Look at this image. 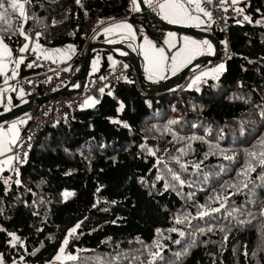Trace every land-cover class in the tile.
Wrapping results in <instances>:
<instances>
[{
	"label": "trees",
	"instance_id": "obj_1",
	"mask_svg": "<svg viewBox=\"0 0 264 264\" xmlns=\"http://www.w3.org/2000/svg\"><path fill=\"white\" fill-rule=\"evenodd\" d=\"M242 7L249 20L236 18L231 24V55L218 78L199 90L145 96L129 65L128 80L112 93L106 91L95 106L72 113L65 124L41 134L20 171V184H5L0 178L3 264L50 262L78 223L66 248L78 259L60 264H264V167L253 161L256 171L250 173L247 188L242 186L246 178L237 175L250 159L247 153L261 150L264 137V0H248ZM27 13V31L39 33L40 45L74 48L63 66L80 64L89 37L124 18L152 40L172 33L134 12L132 0H28ZM9 19L10 27L0 22V38L16 52L24 41L18 34V13ZM124 44L140 60L138 52ZM98 52L104 70V51ZM172 120L178 123L169 126ZM193 136L203 140L188 139ZM189 143L191 150L182 155L178 149ZM174 157L188 163L186 172ZM201 160L198 172L192 163ZM169 169L188 183L172 181ZM157 176L164 179L157 181ZM166 183L176 184L175 190H165ZM231 184L240 190L226 187ZM67 190L72 196L64 201ZM216 195L229 196L219 213L190 225L175 223L178 216L195 215L200 205L219 207L209 199ZM234 209L239 211L228 216ZM174 227L185 237L169 231ZM210 227L213 230L207 231ZM9 233L20 240L13 241ZM177 239L180 244L173 243ZM193 241L195 246L189 248ZM158 250L162 259L152 261L150 252ZM185 250L188 255H175Z\"/></svg>",
	"mask_w": 264,
	"mask_h": 264
},
{
	"label": "snow or ice",
	"instance_id": "obj_2",
	"mask_svg": "<svg viewBox=\"0 0 264 264\" xmlns=\"http://www.w3.org/2000/svg\"><path fill=\"white\" fill-rule=\"evenodd\" d=\"M28 0H25V2H21V0H0V22H2L5 25H8L9 27L11 26V21L9 19L10 14H16L18 13L19 17L21 18V20L26 21L28 19L26 12H25V3H27ZM144 2L146 4H148L150 7L153 6V0H144ZM205 2L207 3H211L212 0H205ZM226 0H221V3H225ZM77 3H79V0H77ZM233 5L238 3V0H232ZM132 4H133V11H140V5L137 2V0H132ZM195 5V11L202 13L204 16L208 17L209 20H211V12L207 11L204 7L201 6V0H158L157 6L159 8L160 13L163 14V18L166 19L169 23H186L189 21H195L196 22V26L199 27L201 24L205 23V21H203L200 16L198 15H192L191 11L189 10V8L186 5ZM225 11H227V8L224 9ZM238 12H243V9H235ZM245 20H249L248 16H244ZM259 23V22H258ZM114 30H127V32L130 35H134L133 33V29L132 26L130 24L127 23H120V24H116L113 25L110 28H106L104 29V33H111ZM18 34L23 36L24 39L27 41L30 39V37L23 31V28L21 27L18 30ZM37 36H39V33L36 34ZM173 36V34L169 33V37L171 38ZM183 44L182 46L170 57L165 53V49L164 48H157L150 40L147 39V37H145V45L146 47L144 48V58L147 61V67L145 69V71L148 73V79L149 80H153L154 77H157L159 79H164V75L163 73L168 69L169 67V62L171 63V72L172 74H175L180 67L185 66L186 64L190 63L193 59H195L198 55H203L205 53L211 54L213 49H212V45L209 43L208 40H203V41H197L194 39H190L189 37H184L183 38ZM114 42V41H109ZM166 44L169 45L170 48L175 47L176 45L174 43L171 42V39L166 40L165 41ZM69 48L71 49V46H69ZM40 49V45L37 44L36 48L33 49V51H37ZM29 50V44L25 43L20 49L19 51L21 53L27 52ZM56 52H60L59 49L55 50ZM63 54V53H62ZM125 54V53H122ZM12 56V51L9 48L8 44L4 43L3 38H0V74H4L7 68V64L4 62L6 58H9ZM45 58H49V54L48 53H44ZM109 59H111V57H109ZM24 62V58L21 57L20 59H18L15 63L17 68L19 67L20 64H22ZM113 66H115L116 62L113 61ZM29 67H31L32 65L29 64ZM224 70V65L220 64L218 65L216 68L211 69L210 71H205L202 72L200 75L195 76V78L192 81V84L189 85V87H192L194 85H196L198 82H200L204 77H208L210 75H216V78H218V74ZM17 75L16 71L13 70L12 71V77L14 78ZM7 77L5 78V83H7ZM101 79H103V77H101ZM78 87V85H77ZM3 91H7V89H4ZM101 93H103L104 89H100ZM20 95L23 96L24 92L23 89L20 90ZM0 96H2V92H0ZM8 103H11V99L9 98ZM88 106H92L95 103H98V101L94 100V99H89V101L85 102ZM124 108V105L121 103L120 105V110L122 111ZM10 110V109H8ZM261 116L264 117V111L261 112ZM114 122H118V121H114ZM19 123H25V121L21 120ZM178 123V121L172 120L169 121L168 124L169 126L172 124H176ZM125 127H128L127 124L124 125ZM169 131H171V129L169 128ZM243 132V129H242ZM9 133H11V135H9ZM19 137V131L17 128V124L13 123L10 128L7 131H0V156H4L6 153L11 152L12 151V145H14L16 143V141L18 140ZM189 140H203V137H197V136H193V137H189ZM217 150L220 154H223L224 150L223 149H219V146L217 145ZM259 147H260V151H249L247 153L248 157L250 158L248 163L244 166V168L242 169V171H240L239 173H237L238 176L241 177H245L246 178V182L242 183L243 188H247L249 183H252L251 179H248V177L250 176V173L255 172L256 168L253 165V161H255L257 164H259L261 167H264V137H261L260 139V143H259ZM188 150H191V143H189L187 145L186 148H180L178 149V151L182 154V155H187ZM149 152L155 156L156 153L154 151H152L151 149H149ZM216 154V153H213ZM26 155V154H25ZM208 155L205 154L204 159H207ZM175 163L178 164L181 168V170L183 171H187L188 169V163L187 162H181L180 157H174L173 158ZM223 159L224 160H234V157L232 156H228V155H223ZM16 160V161H20L19 156H8V158L6 160H2L0 161V173H2L5 170V166L11 167L12 166V161ZM21 163L25 162V161H20ZM161 163V161H157V164ZM203 164V160L199 161V162H193L192 163V167L194 169H196L198 172L201 170V165ZM13 171L16 172L17 176L19 175V170L13 168ZM169 173L171 174V180L177 182L180 186H184L186 183H188L187 181H185L184 179L181 178V175L173 172L172 169L168 170ZM223 166H221V172H223ZM219 174V173H218ZM262 179H264V177H261ZM164 179L163 176H157L156 180H162ZM204 182H207V174H205L204 177ZM4 183L7 184L8 180L4 179ZM17 184H20L21 181L17 180L16 181ZM189 186H191L189 184ZM172 188L173 190H175L176 184H168L166 183L164 185V189L168 190L169 188ZM224 187V186H222ZM226 187H230L233 189H236L237 191L240 190V188L236 185V184H231V185H227ZM99 191V189H98ZM235 192L233 193H229L230 195H234ZM254 194V193H253ZM72 193L70 192H65L63 193V196L65 199H67L69 196H71ZM193 194H190V196ZM229 196H221V195H216L214 197H210V201L215 202V203H219V207H215V208H211V207H206V205H200L199 206V210L197 211V213L195 215H192L191 213H187V214H183L182 216H178L175 219V223L177 225H181V224H191L192 220L194 219H203L204 217L210 216L212 213H219L221 211V209H224L226 207V201L229 199ZM95 207V205H94ZM235 211H239V209H234L233 211H229L228 212V216H233ZM261 215H264V209L261 210ZM80 223L76 224L72 229L69 230L66 238L63 240V246L59 248L58 250V254L55 257V260L57 261H75L78 259L77 255H73L71 253H67L66 254V248L69 245V238L68 237H72L76 234L77 229L80 228ZM2 230V229H0ZM201 233H203L205 230L203 228L198 229ZM213 229L210 227L207 229V231H212ZM221 231H223L224 229L221 228ZM170 232H175L178 233L179 237L183 238L185 237L186 233L182 230V229H178V228H171L169 229ZM159 232V230H158ZM9 235L12 237L13 241H19L20 237H18L15 233H9ZM188 235H192V233H188ZM225 239H227V236H225ZM173 243L175 244H180L181 240L177 239L175 241H173ZM14 246V245H13ZM157 249H160L161 245L159 244V242H156V244L154 245ZM195 246V242L193 241L191 244L188 245V247H194ZM150 255L152 257V261H155L156 258H161V253L160 251H156V252H150ZM175 255L179 258L182 255H188L187 250L183 251V252H178L175 253ZM0 264H3V258L2 256H0ZM151 264V262H150Z\"/></svg>",
	"mask_w": 264,
	"mask_h": 264
},
{
	"label": "built area",
	"instance_id": "obj_3",
	"mask_svg": "<svg viewBox=\"0 0 264 264\" xmlns=\"http://www.w3.org/2000/svg\"><path fill=\"white\" fill-rule=\"evenodd\" d=\"M201 6L211 12V20H208L213 33L220 38V54L217 57L213 54L212 57L215 58L204 63L201 62L196 68L201 66V68L211 70L220 64L225 65L230 58L229 28L236 18L242 19L245 15L243 12L235 10L232 0H226L223 4L221 0H212L211 3L202 1ZM225 8H227V11L224 10ZM168 35L167 33L158 39L152 40L153 44L157 48L164 47ZM26 62L30 73L18 79L16 89H23L25 103H29L35 98H45L46 100L31 111L13 119V122L17 124L19 137L16 143L11 146L12 151L9 152V155L19 156L20 161L25 162L12 161V166L7 173V180L12 184H17L16 181L19 178L13 168L18 169L20 174L22 167L28 162V155L32 147L47 128L65 124L72 113L88 107L85 102L90 98L99 103L106 91L127 81L131 73L129 65L125 61L116 58L115 66L108 64L104 70L100 69L91 81L86 80L83 88H80L79 83L73 82L80 72L82 63L75 66H63L64 63L57 65L49 60L42 59L33 51L28 52ZM29 64L32 66L29 67ZM100 89H104L103 93ZM61 91H64L65 94L51 97L53 93ZM74 91H78V93H73ZM21 120L25 123H19Z\"/></svg>",
	"mask_w": 264,
	"mask_h": 264
},
{
	"label": "crops",
	"instance_id": "obj_4",
	"mask_svg": "<svg viewBox=\"0 0 264 264\" xmlns=\"http://www.w3.org/2000/svg\"><path fill=\"white\" fill-rule=\"evenodd\" d=\"M205 1V0H201ZM248 0H238V3L234 5V7L237 9H243V5L247 2ZM144 2V0H143ZM145 3V2H144ZM158 0H153V6L150 7V10L154 11V15H156L157 17L160 18L161 21H163L165 24H167L168 26H175V27H188V28H192L196 31H200L202 33H207V34H213V31L210 27L209 24V20L208 17L204 16L202 13H199L197 11H195V5H186L189 10L191 11L192 15H198L200 16V18L205 21V23L201 24L199 27L196 26V22L195 21H189L186 23H169L166 19L163 18V14L160 13L159 8L157 6ZM145 5L147 7H149L148 4L145 3ZM132 9H133V4H132ZM149 10V11H150ZM134 12H139V11H134ZM151 12V11H150ZM152 13V12H151ZM153 14V13H152ZM120 23H127L130 24L128 18H124L122 20L116 21V22H111L105 26H102L100 29H98L97 31H95L90 37L89 40L87 42L91 43V44H101V45H105V46H126L124 44V42H127L128 44H130V46L133 47V49H135L138 52V56L140 58V62L142 65V75H143V79L145 81L148 82V84L151 85H159L161 83H163L164 81L170 79L171 77L175 76L176 74H178L181 70H183L184 68H186L188 65H190L193 62H196L198 59L203 58V57H210L213 56V54H215V47H214V43L213 41H211L210 39H207L203 36H199L197 34H179V33H175L172 32L171 34H173V36L170 38L168 35V40L171 39V42L174 43L176 46L173 48H170L168 44H166L164 47H159V48H164L165 49V53L170 57L171 55H173L183 44V38L184 37H189L190 39H194L197 41H203V40H208L209 43L212 45V53L208 54L205 53L203 55H198L195 59H193L190 63L186 64L183 67H180L179 70L175 73L172 74L171 72V63L169 62V67L168 69L163 73L164 75V79H159L157 77H154L153 80H149L148 79V73L145 71L146 67H147V61L144 58V48L146 47L145 45V37H147L148 40H150L152 43V39L147 36L144 32L142 31H137L133 25L132 29H133V33L134 35H130L127 30H114L111 33H104V29L106 28H110L113 25L116 24H120ZM171 32V31H170ZM169 34V33H168ZM30 39L29 40H25L23 41L22 45L16 50V52L12 51V56L9 58L5 59V63L7 64V68L4 74H0V92H2V96H0V113L1 111L4 112H8L22 104L25 103V95L21 96L20 95V88L19 90H17V85H18V79L21 78L22 76L26 75L27 72L29 71L27 69V62H26V54H28L29 51H33V49L36 48L37 42L33 39V37L29 36ZM37 40V37L35 38ZM109 41H114V42H109ZM28 43L29 44V50L27 52L21 53L19 51V49L25 44ZM88 44V43H87ZM40 45V44H39ZM127 48V46H126ZM59 49L60 52H56L55 50ZM101 51V50H100ZM104 51L105 54V59L107 61V64H113L112 62L116 60L117 58V54H119L118 50H115L114 53L109 52V51ZM36 53L37 56L41 57L42 59L45 60H49L50 62H52L53 64H63L65 62H67L73 55H74V48L71 46V49L69 48V46H64V47H60V48H46L42 45H40V49L37 51H33ZM48 53L49 54V58H45L44 53ZM63 53V54H62ZM101 54L100 52H98V50H96L94 52V56H92L91 62H90V70L92 69L93 74L90 76L88 73V77H87V81H91V79L99 72L100 68H101ZM21 57L24 58V62L22 64L19 65V67L17 68L16 66V61L18 59H20ZM109 57H111V59H109ZM15 70L17 75L13 78L12 77V71ZM205 71H210L208 69H202V68H198L196 69L193 74L191 76H189V78L186 79V81H184L180 88H185L186 89H194V90H199V87H201L203 84H205L207 81L209 80H214L216 79L214 77V75H210L208 77H204L200 82H198L196 85L189 87V85L192 84L193 79L195 78V76L200 75L202 72ZM30 73V72H28ZM222 73V71H221ZM220 73V74H221ZM7 79V83H5V78ZM4 89H7V91H3ZM175 90V89H174ZM172 90V91H174ZM179 90V89H176ZM9 98L11 99V103H8ZM89 101V100H88ZM88 106V105H87ZM92 106H88L87 108H90ZM13 120H9L8 122L6 121L5 123L0 125V131H7L10 126L13 124ZM9 135H11V133H9ZM9 152L6 153L4 156H0V161L2 160H6L8 158ZM10 167L5 166V170L0 173V178H4L7 179V173Z\"/></svg>",
	"mask_w": 264,
	"mask_h": 264
},
{
	"label": "water",
	"instance_id": "obj_5",
	"mask_svg": "<svg viewBox=\"0 0 264 264\" xmlns=\"http://www.w3.org/2000/svg\"><path fill=\"white\" fill-rule=\"evenodd\" d=\"M137 2L140 5L141 10L139 11L142 15H144L149 20H152L156 24H158L160 27L164 28L167 31L179 33V34H197L199 36H203L207 39H210L214 43L215 47V57H217L220 54V48H219V42L217 37L214 34H207L202 33L200 31H196L192 28L188 27H175V26H168L163 21L160 20L159 17L152 14L147 6L144 4L143 0H137ZM96 50H105L114 53L115 50L119 51V54H117V59H121L125 61L128 65H130L135 73V76L137 78V83L140 88V91L146 96H158V95H164L166 93L171 92L174 89L180 88L181 84L186 81L189 76L193 74V72L196 70V66L200 64L201 62H207L212 60L215 57H203L198 59L196 62L191 63L186 68L181 70L178 74L171 77L170 79L164 81L163 83L159 85H151V84H145L143 81V75H142V67L140 64V60L137 58L135 54H133L128 48L122 45L118 46H105L101 44H87L86 50L84 54V62L82 65V68L74 80L73 83H79L80 88H83V85L85 81L87 80L89 69H90V62L92 59V56H94V52ZM125 53V54H122ZM73 93H78V91H74ZM65 94L64 91L56 92L51 95V97H56L57 95ZM46 99H39L35 98L32 99L29 103L22 104L12 110H9L8 112L1 111L0 113V125L8 122L9 120H13L22 114L31 111L35 107H37L40 103L44 102Z\"/></svg>",
	"mask_w": 264,
	"mask_h": 264
},
{
	"label": "rangeland",
	"instance_id": "obj_6",
	"mask_svg": "<svg viewBox=\"0 0 264 264\" xmlns=\"http://www.w3.org/2000/svg\"><path fill=\"white\" fill-rule=\"evenodd\" d=\"M25 2V1H24ZM23 3V2H22ZM25 12H26V15L28 14L27 13V3H25ZM27 17H28V19L26 20V21H23V20H21V18L19 17V15H18V30L22 27L23 28V31L28 35V36H31V37H33V39L37 42V40L35 39L37 36H35V35H32V34H29L28 33V31H27V25H28V21H30L31 20V17H29L28 15H27ZM23 39H24V37L23 36H21ZM37 44H39L38 42H37ZM88 44H89V42H88ZM85 50H86V46H85ZM26 56H27V54H26ZM83 62H84V59H83V61L81 62L82 63V65H83ZM82 68V67H81ZM204 67H202V69H203ZM205 69V68H204ZM90 74V76L93 74V71H92V69L90 70V72H89ZM221 73V72H220ZM220 73L218 74V77L220 76ZM214 77L216 78V75H214ZM137 81V80H136ZM138 84V83H137ZM201 87H199V89H200ZM109 92L110 93H112V91L111 90H109ZM150 137H151V135H153V134H151V133H149L148 134ZM65 192H70V193H72L71 191H64L63 193H65ZM72 196V195H71ZM71 196H69L67 199H65L64 198V196H63V194H62V199L64 200V201H66V200H68ZM68 234V233H67ZM67 236V235H66ZM66 236H65V238H66ZM64 238V239H65ZM69 239L71 238V237H68ZM63 246V243H62V245H61V247ZM68 253V252H67ZM66 253V254H67ZM57 256V255H56ZM55 256V257H56ZM55 257L50 261V262H48V263H46V264H60V263H62L63 261H57V260H55ZM12 264H27V263H24V262H22L21 260H17V261H15L14 263H12Z\"/></svg>",
	"mask_w": 264,
	"mask_h": 264
},
{
	"label": "clouds",
	"instance_id": "obj_7",
	"mask_svg": "<svg viewBox=\"0 0 264 264\" xmlns=\"http://www.w3.org/2000/svg\"><path fill=\"white\" fill-rule=\"evenodd\" d=\"M215 36L217 35V34H215V33H213ZM217 37V36H216ZM218 38V37H217ZM218 42H219V40H218ZM81 67H82V64H81ZM198 68H201V66L200 67H198ZM198 68H196V69H198ZM81 70V69H80ZM136 77V76H135ZM136 80H137V78H136ZM177 89H181V88H177ZM182 89H184V88H182ZM185 89H186V87H185ZM176 90V89H175ZM155 97H160V96H155ZM25 104V103H24ZM95 106V105H94ZM91 108V107H90ZM85 109H88V108H85Z\"/></svg>",
	"mask_w": 264,
	"mask_h": 264
}]
</instances>
